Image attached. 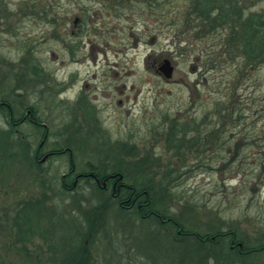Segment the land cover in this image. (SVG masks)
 Segmentation results:
<instances>
[{"label": "rangeland", "instance_id": "obj_1", "mask_svg": "<svg viewBox=\"0 0 264 264\" xmlns=\"http://www.w3.org/2000/svg\"><path fill=\"white\" fill-rule=\"evenodd\" d=\"M189 1L158 0L159 8L150 11L142 0H123L122 4L120 0H0V100L33 106L50 144L71 140L74 145L88 138L90 146L75 149L79 166L89 160L95 146L110 156H122L129 169L138 159L148 157L152 161L145 166L157 175L155 183L163 179L168 185L164 203L187 229H231L258 245L264 243V171L252 165L219 171L229 158L227 147L225 151L206 147L194 154L192 143L176 146V140H166L173 119L195 117L199 122L212 112L219 97L213 81H220L222 75L226 78L230 71L228 65L209 67L202 62L219 51L217 37L198 35L186 17ZM45 5L53 12L47 23L38 17ZM247 5L249 11H258L264 2ZM75 19L79 21L76 25ZM163 60L174 67L168 81L157 74ZM33 67L40 74L31 72ZM36 76L44 83L39 85ZM6 128L0 117V130ZM17 130L31 135L28 127ZM191 138L187 135L188 141ZM131 148L136 155L123 156ZM243 154L250 157L256 151L250 146ZM66 162L64 156L44 165L51 189L56 183L53 177L66 171ZM28 186L14 190L11 199L0 198L3 214L12 215V202L27 200L29 189L34 198L41 195L36 185ZM44 192L50 195V190ZM83 196L92 200L89 190ZM52 203L66 205L59 198ZM56 208L60 211L61 207ZM39 217L45 229L59 220ZM6 223L0 221V227ZM54 226L55 231L61 230L57 223ZM122 227L119 220L108 219L109 235L115 241L107 246L101 240L96 264H163L139 240L123 238ZM10 235L7 229L0 231V239ZM0 241L2 264H35L34 254L24 260L4 249L6 240ZM236 264H264V254Z\"/></svg>", "mask_w": 264, "mask_h": 264}, {"label": "trees", "instance_id": "obj_2", "mask_svg": "<svg viewBox=\"0 0 264 264\" xmlns=\"http://www.w3.org/2000/svg\"><path fill=\"white\" fill-rule=\"evenodd\" d=\"M189 2L186 17L191 24H195L193 28L198 35L203 38L211 35L217 37L219 51L214 50L202 62L209 67L228 65L230 71L226 72V78L222 75L220 81H213L214 93L219 97L213 104L212 112L199 122L195 117L184 121L173 119L165 133L166 140H176V146L192 143L194 150L196 148L194 154L206 147H217L221 151L227 147L229 158L224 160L219 171L232 167L240 170L248 165L264 171V6L258 11H249L247 7V2L255 5L264 0ZM142 3L150 11L158 9L160 5L158 0H142ZM49 7L45 5L39 11L40 21L47 23L48 17H53ZM185 22L189 24L188 20ZM33 71L37 73L38 69L33 67ZM35 78H38L36 81L39 85L44 83L40 77ZM252 109L253 113L245 114ZM22 112L17 110L10 118L9 114L4 117L7 128L0 130V170L16 166H28L33 172L37 169L33 161L35 148L21 139L23 134L15 135L14 132L19 128L17 121ZM34 116L37 117L36 112ZM42 130L40 134L47 138L49 152L54 153L49 162L65 156L67 169L65 176L53 177L55 187H49L50 195L42 199L49 203L45 216L57 217L59 220L54 224L57 223L61 230L55 231L54 224L45 229L39 223V216L34 220L33 215L18 216V213L17 219L12 220L15 221L17 238L28 235L31 241L33 235H37L46 243V251L42 253L37 249L41 252L34 254L33 263L96 264L101 240L106 241L107 246L115 241L109 235L108 219L111 216L123 225L120 233L123 238L135 242L139 240L141 246L150 251L153 257L160 258L163 264H236L257 253L264 254L263 242L253 245L231 229L224 231L209 226L204 232L187 229L178 217L170 213V206L164 203V198L169 196L168 185L164 184L163 179L155 183L157 175L150 174V168L145 166L152 161L148 157L138 159L129 169L123 163L122 156H110L100 146H95L89 152V160L79 166L75 149L83 144L90 146L88 138L82 137L74 145L71 140L50 144L47 130L44 127ZM187 135H192L191 140L188 141ZM235 137L238 139L233 142ZM250 146L256 154L248 157L243 152ZM135 152L131 148L123 156H135ZM155 162L158 165V160ZM170 172L173 173L172 170ZM105 177H108L109 185L115 181V187L102 189L98 182ZM48 182L52 183L51 178ZM86 190L92 194L89 202L83 196ZM58 198L64 200L66 205L52 203V199L58 201ZM32 207L35 208L36 204ZM56 207H61L60 211H56ZM56 212H59L57 216ZM114 231L118 232L119 229ZM19 250L20 253L16 254L24 260L32 259L33 254L28 251L27 245L20 246ZM1 260L0 256V264ZM105 264L108 263L105 261Z\"/></svg>", "mask_w": 264, "mask_h": 264}, {"label": "flooded vegetation", "instance_id": "obj_3", "mask_svg": "<svg viewBox=\"0 0 264 264\" xmlns=\"http://www.w3.org/2000/svg\"><path fill=\"white\" fill-rule=\"evenodd\" d=\"M158 74V73H157ZM16 104V103H9L6 100H0V117L4 119L5 115L9 114V118L15 114L17 110L23 111L22 115L20 116L19 120L17 121V124L20 127H28L29 130H31V133L35 131H40L43 132L42 127L45 128L44 124L41 123L37 117L34 116V111L33 109H30L28 105H21ZM6 120V119H5ZM4 120V122H5ZM6 125V124H5ZM16 125V124H15ZM15 135L18 134V130H14ZM39 133L38 140L36 143L32 142L33 139L36 140V134H26V135H21V139H23L27 144L30 146H33L35 149L34 154H33V161L37 165V169L35 172L30 170L28 166L21 167V166H16L11 169L3 168L0 170V198L6 197V199H11V195L9 194L13 193L14 190L17 188L21 190V186H26L29 184V187L32 185H36L38 188L41 190V195L40 196H32L30 194L31 190L29 189V197L25 201H15L14 203L12 202V215L8 214H3L1 212L2 208H0V221L7 220L9 223H6L3 227H0V231L7 229V231L11 234L9 238L3 237L0 240H6L5 241V246L4 249L7 250V252H11L12 254L20 253V246L27 245L28 251L32 254H36L41 252L44 253L46 251V243L43 242L41 239L37 237V235H33L32 240L30 241V236L25 235L21 236L20 239L17 238L15 234V221L13 222L12 220L17 219V214L20 213L18 216L26 215L29 214V216L33 215L34 220L35 217L43 215L45 216L47 207H48V201H42L44 197H47V193H45V190L49 189V174H48V168L44 166L47 164L50 160V158L54 155V153L49 152V148L47 146V138L44 137V135H41ZM33 135V136H32ZM64 157V156H63ZM52 159V158H51ZM1 174L4 175V178L1 177ZM62 176H65V174H61ZM29 179L26 184L23 185L24 179ZM12 180L11 183L10 180ZM10 182V183H9ZM18 186H17V185ZM98 185L102 188L107 190V188L115 187L116 182H112L111 185L108 184V177L103 178L100 183L98 182ZM14 188V189H13ZM23 191V190H22ZM21 191V194H22ZM32 193V192H31ZM45 194V195H44ZM18 194V198H19ZM38 197V198H37ZM32 203V204H31ZM36 207H32V205H35ZM33 212V213H31ZM42 218V217H39ZM37 221V220H36ZM2 225V224H1ZM28 236V237H27ZM11 238V239H10ZM18 240H17V239ZM1 242V241H0ZM18 249V250H17ZM37 249H40L37 251Z\"/></svg>", "mask_w": 264, "mask_h": 264}, {"label": "water", "instance_id": "obj_4", "mask_svg": "<svg viewBox=\"0 0 264 264\" xmlns=\"http://www.w3.org/2000/svg\"><path fill=\"white\" fill-rule=\"evenodd\" d=\"M78 22V19L74 20V25ZM174 67L171 65L170 61L163 60L161 65L157 68V73L164 80L168 81L172 78ZM121 179V177H119Z\"/></svg>", "mask_w": 264, "mask_h": 264}]
</instances>
